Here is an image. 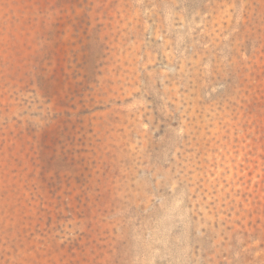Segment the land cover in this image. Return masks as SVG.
I'll use <instances>...</instances> for the list:
<instances>
[{
  "label": "rangeland",
  "instance_id": "rangeland-1",
  "mask_svg": "<svg viewBox=\"0 0 264 264\" xmlns=\"http://www.w3.org/2000/svg\"><path fill=\"white\" fill-rule=\"evenodd\" d=\"M0 264H264V0H0Z\"/></svg>",
  "mask_w": 264,
  "mask_h": 264
}]
</instances>
